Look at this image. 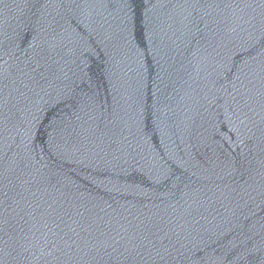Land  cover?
Listing matches in <instances>:
<instances>
[{
    "label": "water",
    "instance_id": "water-1",
    "mask_svg": "<svg viewBox=\"0 0 264 264\" xmlns=\"http://www.w3.org/2000/svg\"><path fill=\"white\" fill-rule=\"evenodd\" d=\"M0 264H264V0H0Z\"/></svg>",
    "mask_w": 264,
    "mask_h": 264
}]
</instances>
